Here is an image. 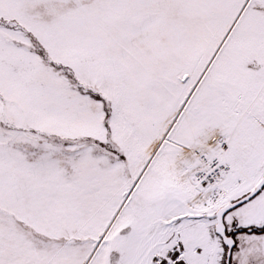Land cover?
<instances>
[{"label": "snow or ice", "instance_id": "6c2138e0", "mask_svg": "<svg viewBox=\"0 0 264 264\" xmlns=\"http://www.w3.org/2000/svg\"><path fill=\"white\" fill-rule=\"evenodd\" d=\"M0 264H264V0H0Z\"/></svg>", "mask_w": 264, "mask_h": 264}]
</instances>
